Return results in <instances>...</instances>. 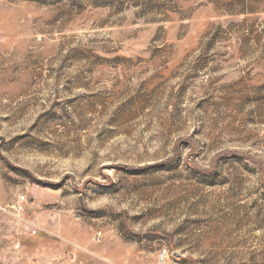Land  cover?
<instances>
[{
    "label": "rangeland",
    "instance_id": "1",
    "mask_svg": "<svg viewBox=\"0 0 264 264\" xmlns=\"http://www.w3.org/2000/svg\"><path fill=\"white\" fill-rule=\"evenodd\" d=\"M163 247L264 264V0H0V264Z\"/></svg>",
    "mask_w": 264,
    "mask_h": 264
},
{
    "label": "built area",
    "instance_id": "2",
    "mask_svg": "<svg viewBox=\"0 0 264 264\" xmlns=\"http://www.w3.org/2000/svg\"><path fill=\"white\" fill-rule=\"evenodd\" d=\"M24 196H21L18 201L14 204L15 210H24L23 204L25 203ZM101 236V231L94 233V239L98 240ZM156 264H183L181 257L176 254L174 251L169 250L166 247L161 248L156 257Z\"/></svg>",
    "mask_w": 264,
    "mask_h": 264
}]
</instances>
